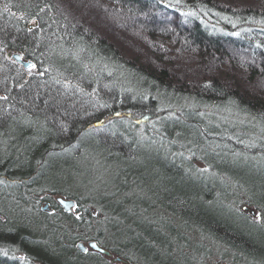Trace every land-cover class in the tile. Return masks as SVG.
<instances>
[{
	"label": "trees",
	"instance_id": "trees-1",
	"mask_svg": "<svg viewBox=\"0 0 264 264\" xmlns=\"http://www.w3.org/2000/svg\"><path fill=\"white\" fill-rule=\"evenodd\" d=\"M86 1L91 32L81 21L70 16L73 22L66 20L63 10L74 7V1L0 0L24 15L19 25L0 11L1 69L15 66L4 58L8 50L30 59L36 68L26 72L15 66L17 77L0 72V177L11 180L7 177L14 172L13 181L20 183L34 172H48L51 180L69 172L76 176L83 168L76 160L85 153L102 162L96 167L114 170L112 184L121 180V192L110 193L113 199L103 203L118 219L113 226L117 234L140 235L137 244L145 248L141 256L124 252L126 243L114 249L131 263L160 264L157 253L177 264L168 251L178 256L189 247L197 254L203 239L253 260L258 250L264 256V235L255 228L264 221L236 207L246 197L264 216V202L255 199L256 187L264 196V165L254 162L264 155V0ZM29 19L37 21L34 32L25 25ZM200 67L207 70L206 77ZM207 108L220 118L206 113ZM120 114L129 119L115 120ZM149 120L154 127L145 125ZM238 128L242 132L236 134ZM244 133L247 143L240 139ZM145 140L162 143L165 154L152 159L148 152L136 151ZM252 141L258 146L252 147ZM97 142L102 150L95 148ZM208 146L218 155H211ZM198 162L201 168L195 167ZM239 170L246 184L232 174ZM212 171L234 179V184L205 183L212 189L193 191L192 184L204 182L199 175ZM219 180L217 176L215 182ZM245 186L255 188L254 194ZM213 187L226 192L215 196ZM36 193L77 198L49 186ZM79 201L96 207L90 200ZM166 212L172 213L170 222ZM63 215L80 225L68 213ZM92 227L91 221L85 225L87 230ZM0 230V246L8 244L6 252L0 251V261L51 264L35 256L34 246L27 243L17 246L21 259L10 256L17 244ZM100 233L90 238L99 240Z\"/></svg>",
	"mask_w": 264,
	"mask_h": 264
},
{
	"label": "rangeland",
	"instance_id": "rangeland-1",
	"mask_svg": "<svg viewBox=\"0 0 264 264\" xmlns=\"http://www.w3.org/2000/svg\"><path fill=\"white\" fill-rule=\"evenodd\" d=\"M71 1L75 2L74 7L69 9L70 5H68L69 7L66 5V10H63L64 13L67 14L66 20L68 22H71V19L73 18L74 22L81 21L82 26H84L85 29L91 32V15L89 11V2L86 0ZM170 2H172V0H167V3ZM164 3L166 4V2ZM63 4L64 3H62V5ZM0 11L2 15L7 16L10 22L23 25L24 15H20V13H18L17 11L13 12L9 10L7 5L2 4V2H0ZM6 11H8L9 13L6 14ZM68 16L72 18H68ZM25 25L27 26L29 32H34L36 28H38L37 21L33 19L27 20L25 22ZM37 32L41 35H44L42 34L41 29ZM46 37H48V34ZM172 45L174 46V44ZM4 58L14 63L15 66L19 65V67H21L22 69H28L26 72H32L34 69H36L34 68L35 64L30 59L23 58V56L18 52L15 53L8 50L5 52ZM24 64L27 66L25 67ZM13 66L14 65H12L9 69L6 68V70H4L1 69L2 65L0 63V72L4 71L5 73H10L11 75L13 74L17 77V75H20V73L16 71L17 69L15 68V66L13 68ZM202 69L203 68L201 67L198 68L199 72H201V75L202 72H204V77H206L207 70L203 69L202 71ZM90 88H88L87 91V93L89 94L93 92L95 87L93 85ZM211 112V109L207 108L206 113H210L220 118L219 115ZM127 118L129 119L126 114H120L116 115L115 120H122ZM228 121L231 122V120L229 119ZM107 123H109L107 122V120L103 122V127ZM102 124L100 125L99 123L96 127L100 128L102 127ZM238 131L242 132L239 128L234 132L237 134ZM248 134L253 138H256V142L259 141L255 134ZM87 138H89V136ZM256 142L252 141L250 145L252 147L258 146ZM181 143L182 142H178L175 145V151H179L178 146ZM259 145V147H263L261 144ZM208 147V150L210 149L211 155H218V153H215L214 150L210 148V146ZM140 150L148 152L152 159H156L157 156L162 157V155L165 154V149L163 148L162 143H152L150 145L141 143L136 148V151ZM203 150L204 148H202V151ZM207 157L212 160L210 156ZM257 158L255 157V159ZM260 160H262V157H260ZM79 162L83 164V168L81 173L77 174L76 176L74 175L75 172H69L65 176H56L55 179L51 180V176L48 172L43 173V175L34 172L31 177L23 180L20 183H18L17 181H13L14 179L11 176H14V172L7 177V179H11L13 182H11V180H5L3 176L0 177V222H3V224H5L2 226L0 225V229L4 228L6 230L4 232H6L8 236H6L7 239L10 242L15 241V243L17 244L15 245L16 248H14V250H11V252L9 253L10 256H14L17 254V257L21 259L22 254L19 252V247L17 246H25V244L27 243L34 246L35 250H33L32 253H34L35 256L37 255L46 261L48 260V263L51 264H103V262L100 261L96 256H90V258H87L85 256H76V253H79L80 251L78 250V247L75 246V244L79 242V240L84 243L90 241V237L94 236L97 230L98 232H103L100 233L99 236V238L101 237L102 239H95L98 244H100L101 240L103 241L101 242V244L107 243L108 246L112 247L113 245L122 243L130 245L134 241L133 244L130 245L131 249H129V251L133 253L136 252L135 254L137 257L144 254L145 248H143V246H141L140 244H137L138 242H136L134 234L133 236L131 235L130 237L126 238L127 236H121L115 232L116 228L114 229L113 226L115 225V223H117L118 219L114 215L109 214L108 212L110 210L108 211V206L104 205V203L107 204V201L109 199H113L109 197L110 193L121 192V189L119 188L121 182L120 179H118L115 184H112V176L114 174V170L105 172L104 165H98L96 167L97 163H100L98 159H96L95 161L91 155H85V153H83V155L78 158V160H76L77 164H79ZM100 164H102V162ZM196 165L200 168L202 167L200 162L196 163ZM4 173H1V175L5 176L6 173ZM211 174L215 175L217 173L215 171H212ZM219 177L221 178V176ZM46 186L57 188L64 194H71L76 196L77 198L68 197L67 195L64 196L57 193L54 196H47L45 193H36L39 192L41 188H45ZM109 186L113 187L109 188ZM56 195L60 196L63 200H67L70 203H73L70 200H74L77 202V205L79 202V198L86 201L90 200L92 201L93 205H95L103 212V214L100 213V215H98L99 212L97 208H93L90 205H83L81 207L78 205L77 208L71 207V209H69L67 213L70 217L80 223V225L77 227L70 220L64 219L65 216L63 214L67 213H62L58 209L55 210L51 207V203H53L55 199L54 197ZM46 196L48 198H46ZM236 207L241 210H245L256 221H264V216H260L261 211L253 204L252 201L248 202L246 200V197H241L240 199H238L236 202ZM85 209H89L88 215L86 214ZM97 216L101 218L100 221L98 220L99 218H97ZM80 217L83 219H81ZM88 221H91L92 225H94V227H92L94 228L93 230H87V228H85V225ZM262 225H264V222L262 223ZM100 229H102V231H100ZM0 232L2 233L3 230H0ZM181 233L183 234V232ZM103 234L105 235L104 237ZM73 237L76 239L72 240V242H69L68 240L72 239ZM193 243H197L195 239ZM199 244L202 246V248L197 254L193 253L192 249L189 247L187 249L185 248L184 250L179 251V253H182V255L176 256L175 253H171L172 251H168V254L169 256H171L172 260L176 261L177 264H263L262 261L258 262V259L261 260L259 257H263L264 259L263 251H261L260 253V251L258 250L254 253L255 256L259 255L254 257L257 260L256 262L255 259H251L249 255L245 256L248 258H245L242 255L245 253L236 251L232 248L229 249L222 244L218 245V243L216 244L204 239L199 241L198 246ZM5 245L8 246V244L6 243ZM5 245L3 243L0 246V251L2 253L6 252L7 247ZM85 250L89 249L87 248ZM103 254H106L102 255V260L105 261L106 264L138 263H135L136 261L134 263H129V260H123L124 258L122 259V261L115 256H107L108 253L106 251ZM156 255L162 262L160 264H170L166 262L168 258L160 257L157 253ZM181 257L186 259H182L180 261ZM0 264L8 263L6 261H0ZM34 264L43 263H39V261L36 260Z\"/></svg>",
	"mask_w": 264,
	"mask_h": 264
},
{
	"label": "bare ground",
	"instance_id": "bare-ground-1",
	"mask_svg": "<svg viewBox=\"0 0 264 264\" xmlns=\"http://www.w3.org/2000/svg\"><path fill=\"white\" fill-rule=\"evenodd\" d=\"M105 34V36H106V33H104ZM104 34H102V35H104ZM101 35V36H102ZM3 67H6L7 69H9L10 68V66L9 65H7V64H5V66H3ZM22 69V68H21ZM24 71H27L26 69H23ZM86 81L88 82L89 81V77H87L86 78ZM86 82V83H87ZM15 97H16V95H15ZM14 97V98H15ZM73 107V106H72ZM230 123H232V121L230 122ZM145 125H147L148 127H154V124L149 120V121H147L146 123H145ZM259 126V125H258ZM259 128H260V126H259ZM113 136V135H112ZM240 139H242V141H244L245 143H247L249 140H248V136L244 133L241 137H240ZM146 141V143H147V145L149 144L150 145V141H148V140H145ZM101 145V146H100ZM99 145V142H97V144H96V146H95V148L96 149H100V150H102V144H100ZM117 145H113V147H116ZM89 149H91V150H93V144H91L90 146H89ZM95 149V150H96ZM118 149H121V148H118ZM131 148L129 147V148H127L126 149V151H129ZM135 149V148H134ZM121 150H124V149H121ZM136 150V149H135ZM264 154V153H263ZM263 157H262V160H260L259 159V157L254 161L257 165H264V155H262ZM239 162V161H238ZM196 168H199V166H195ZM202 170H204V169H202ZM203 172V171H202ZM240 172H242L241 170H239V171H236L235 173H232V174H234V177L238 180V182L239 181H241V183H244V184H246L247 182H248V179L247 178H244L243 176H241L240 175ZM246 173V172H245ZM201 174H204V173H201ZM222 173L220 172V173H217V174H211V173H206L204 176L205 177H200V175H199V178L201 179V180H203L204 182H196V185L195 184H192V185H194V187L192 188V190L194 191V190H198L199 188L200 189H202V190H205V191H207L208 189L207 188H209L208 186H206L205 185V183H210L211 185H216V186H220V187H224V185L222 184L223 182H225V183H229V185L231 186V184L230 183H232V184H234L233 182H234V179H226V177L225 176H223V175H221ZM203 176V175H202ZM217 176H221V180H219V181H216L215 182V179L217 178ZM198 178V179H199ZM236 184H238L237 182H235ZM199 184V185H198ZM214 185V186H215ZM253 186V185H252ZM254 187V186H253ZM211 188V187H210ZM214 189H215V191H214V195L215 196H218V195H220L221 193H225L226 191L225 190H223V188H215V187H213ZM212 189V188H211ZM244 189H245V191L247 192H250V190L252 191L251 193H253L254 194V189L255 188H248V187H244ZM263 189L261 188V189H259V188H257L256 187V189H255V199L257 200V201H259L261 204H262V202H264V196H263V194L261 193V194H257V193H259V192H261ZM236 191V190H235ZM239 191V190H238ZM230 192V191H229ZM240 193H237L236 192V195H239ZM57 197H59V198H57ZM55 199H54V201H53V203H51V207L53 208V209H58L60 212H62V213H67V211L69 210V209H71V207L72 208H77V202L76 201H74V200H70V201H72L73 203H70V202H68L67 200L65 201V200H63L60 196H58V195H56L55 197H54ZM232 198H234V197H232ZM81 201H79L78 202V205L81 207L82 205H81ZM218 203V202H217ZM45 204V203H44ZM254 204V203H253ZM264 204V203H263ZM255 205V204H254ZM47 206V205H46ZM256 206V205H255ZM257 207V206H256ZM51 208V209H52ZM224 209H225V207H223ZM255 209H257V208H255ZM243 211H245V210H243ZM263 214V213H262ZM261 214V215H262ZM164 215H166L167 217V220L170 222V220H171V215H172V213L171 212H166ZM256 219V218H255ZM166 220V221H167ZM161 224H163V222L160 220V222L157 224V226L160 228V225ZM253 227H255V226H253ZM256 229H258L259 230V233H261L262 235H264V231H262V229L264 228V226H263V228H262V225L261 226H256L255 227ZM138 236H140V235H138V234H136V236H135V240L138 242V241H140V239L138 238ZM142 236V235H141ZM202 236H204V237H206V235H204V234H202ZM105 242V241H104ZM93 244H95L96 245V247L95 248H93L92 247V245ZM75 246L76 247H78V250L80 251V255L81 256H85V257H87V258H90V256H96L100 261H102L103 262V264H106V262L105 261H103L102 259H103V256L102 255H106V254H103L105 251L108 253L107 254V256H115L116 258H118L119 260H122L123 258V260H127L125 257H122V256H120V254L117 252V250H114V249H116L115 248V246L116 245H113L112 247L111 246H108V244L107 243H103V244H98L97 243V241L94 239V238H90V241H87V242H82L81 240H79V242H77L76 244H75ZM89 249V250H85V249ZM129 249H131V247H130V245H128V246H124L123 247V251L125 252V251H129ZM122 251V252H123ZM79 254H77V255H79ZM121 257V258H120ZM128 257V256H127ZM122 260V261H123ZM129 261V263H131V259L129 258L128 259ZM264 261V260H263Z\"/></svg>",
	"mask_w": 264,
	"mask_h": 264
},
{
	"label": "snow or ice",
	"instance_id": "snow-or-ice-1",
	"mask_svg": "<svg viewBox=\"0 0 264 264\" xmlns=\"http://www.w3.org/2000/svg\"><path fill=\"white\" fill-rule=\"evenodd\" d=\"M92 247H93V248H95V247H96V245H95V244H93V245H92Z\"/></svg>",
	"mask_w": 264,
	"mask_h": 264
},
{
	"label": "water",
	"instance_id": "water-1",
	"mask_svg": "<svg viewBox=\"0 0 264 264\" xmlns=\"http://www.w3.org/2000/svg\"><path fill=\"white\" fill-rule=\"evenodd\" d=\"M25 65V64H24ZM27 65H25V67H26Z\"/></svg>",
	"mask_w": 264,
	"mask_h": 264
}]
</instances>
